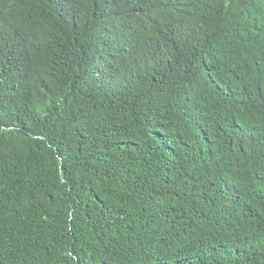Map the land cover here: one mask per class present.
<instances>
[{"label":"trees","instance_id":"1","mask_svg":"<svg viewBox=\"0 0 264 264\" xmlns=\"http://www.w3.org/2000/svg\"><path fill=\"white\" fill-rule=\"evenodd\" d=\"M0 264H264V0H0Z\"/></svg>","mask_w":264,"mask_h":264},{"label":"clouds","instance_id":"2","mask_svg":"<svg viewBox=\"0 0 264 264\" xmlns=\"http://www.w3.org/2000/svg\"><path fill=\"white\" fill-rule=\"evenodd\" d=\"M195 6H196V5H195ZM195 6H193V7H191V8H188L187 10H193V9H195ZM134 41H135V39H134L129 45H131Z\"/></svg>","mask_w":264,"mask_h":264}]
</instances>
